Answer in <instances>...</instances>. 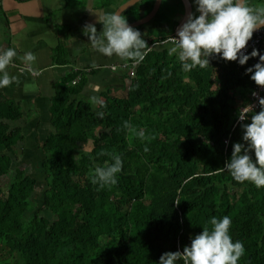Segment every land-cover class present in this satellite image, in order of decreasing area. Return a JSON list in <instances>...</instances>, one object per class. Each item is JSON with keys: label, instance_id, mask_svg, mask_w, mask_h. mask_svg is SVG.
Segmentation results:
<instances>
[{"label": "trees", "instance_id": "trees-1", "mask_svg": "<svg viewBox=\"0 0 264 264\" xmlns=\"http://www.w3.org/2000/svg\"><path fill=\"white\" fill-rule=\"evenodd\" d=\"M165 39L151 41L133 77L129 70L123 96L109 91L97 107L78 101L84 78L69 85L77 73L56 90L55 131L41 145L40 207L38 180L13 170L23 135L10 122L22 114L0 101V264H159L224 215L245 247L239 264H264V186L238 182L224 168L233 144L243 142L242 123H250L238 112L256 86L245 72L255 57L241 66L212 56L185 72ZM113 153L123 159L118 182L92 183L90 171Z\"/></svg>", "mask_w": 264, "mask_h": 264}, {"label": "crops", "instance_id": "crops-1", "mask_svg": "<svg viewBox=\"0 0 264 264\" xmlns=\"http://www.w3.org/2000/svg\"><path fill=\"white\" fill-rule=\"evenodd\" d=\"M129 2L131 0H0V45L13 47L18 52L8 68L10 74L18 77V82L0 88V101L16 103L22 114L20 120L10 122L13 128H20L23 135L17 147L18 155L27 156L26 149L43 154L42 143L55 131L51 109L56 90L68 85L70 75L78 74L76 84L84 78L82 89L73 98L94 107L103 102L105 93L110 91L123 96L128 88L130 75L127 74L129 70L134 71L135 62L100 53L84 34L85 25L95 24L100 32L103 25L97 18L117 11L126 17L129 25L140 30L147 47L155 38L177 35L185 12L181 0H140L131 6ZM250 2L253 5L264 3ZM190 4V13L198 15L193 0ZM154 8V16L141 24ZM162 23L164 27L157 31L156 26L159 28ZM161 32L163 35L158 37ZM170 47V44L166 46ZM28 51L37 57L31 67L21 59ZM28 143L32 145L29 147Z\"/></svg>", "mask_w": 264, "mask_h": 264}, {"label": "clouds", "instance_id": "clouds-1", "mask_svg": "<svg viewBox=\"0 0 264 264\" xmlns=\"http://www.w3.org/2000/svg\"><path fill=\"white\" fill-rule=\"evenodd\" d=\"M196 13H189L186 21L177 31V35L169 36L173 46L168 49L169 55H178L182 70L191 72L197 67L209 65V58L219 55L227 61H236L243 66L250 58L258 57L255 64L245 69L246 74L256 85L264 86V53L253 48L246 52V46L255 31L264 28V3L253 5L250 0H193ZM103 25L98 32L95 24L84 26V34L88 36L91 45L106 56L128 58L135 63L145 59L147 52L145 40L139 29L128 24L126 17L115 11L102 14L97 18ZM18 52L13 47L0 45V88L18 82V77L10 74L9 66ZM29 67L36 61V55L25 52L21 57ZM255 95V93H253ZM264 105V97L259 101ZM249 113H253L249 117ZM102 117L103 113H99ZM243 128L242 141L232 146L231 157L224 168L238 182L250 181L257 187L264 186V107L254 112L251 104L240 108L238 112ZM130 128V122H124ZM137 135L145 137L144 131ZM147 150V148H145ZM123 169V159L120 154H111V160L105 166H95L90 171L92 183L100 187L115 185L118 174ZM211 228L203 227L202 232L191 238V243L183 251L164 252L159 264H239L245 254L242 241H233L230 234L232 218L224 215L222 218L211 217Z\"/></svg>", "mask_w": 264, "mask_h": 264}, {"label": "rangeland", "instance_id": "rangeland-1", "mask_svg": "<svg viewBox=\"0 0 264 264\" xmlns=\"http://www.w3.org/2000/svg\"><path fill=\"white\" fill-rule=\"evenodd\" d=\"M159 20H161V19H157V21H159ZM167 24H168V22H167ZM163 27H164V23H162V25L159 28H158V26H156V29H157V31H161ZM162 33L163 32H161L158 35V37L163 35ZM127 87H128V85H127ZM28 144H29L28 145L29 147L32 145V143L31 144L28 143ZM90 146H91L90 143H88L87 145H80L77 148L78 155L83 153V152L88 151L90 149ZM26 148H28V147H26ZM25 151L28 153V155L27 156H22L21 154L18 155L19 158L15 159V165L13 167V170L14 169L15 170L23 169V170L27 171V173L34 176L38 180L37 191L35 194V202L38 205V207H40L41 201H42L41 193H42V190L44 188H46V185L44 183V178H43V171L41 169V162L43 160V154L40 153L41 151H35V150L30 151L29 149H26Z\"/></svg>", "mask_w": 264, "mask_h": 264}, {"label": "built area", "instance_id": "built-area-1", "mask_svg": "<svg viewBox=\"0 0 264 264\" xmlns=\"http://www.w3.org/2000/svg\"><path fill=\"white\" fill-rule=\"evenodd\" d=\"M172 37H174V36H172ZM168 40H169V37H167L164 42L166 43V41H168ZM168 43H170V42H168ZM156 44L157 43L152 44L149 49H151ZM253 48L259 49L262 53H264V28L254 32L252 38L249 40V42L246 46L245 51L251 52V50ZM213 57L217 58V59H223L218 54L214 55ZM257 60H258V57H255V63L257 62ZM135 64H137V63H135ZM112 68L115 69L114 66ZM130 76H132V77L134 76V71H130ZM77 80H78V78L75 79L74 81H72L71 84L75 85L77 83ZM253 93H255V95H253ZM262 97H264V86L256 85L251 91V94H250L251 99H250V102L248 103V104L252 105L253 110L258 109L261 106L259 101Z\"/></svg>", "mask_w": 264, "mask_h": 264}, {"label": "water", "instance_id": "water-1", "mask_svg": "<svg viewBox=\"0 0 264 264\" xmlns=\"http://www.w3.org/2000/svg\"><path fill=\"white\" fill-rule=\"evenodd\" d=\"M138 1H140V0H131V2H129V6L135 4ZM157 2H158V0H157ZM159 2H160V0H159ZM181 2L183 4L185 12H184V18L180 24V27L186 21L188 14L191 12L190 0H181ZM155 11H156V8H154V10L148 16H146L144 19H142L140 23L142 24V23L148 22L154 16Z\"/></svg>", "mask_w": 264, "mask_h": 264}, {"label": "bare ground", "instance_id": "bare-ground-1", "mask_svg": "<svg viewBox=\"0 0 264 264\" xmlns=\"http://www.w3.org/2000/svg\"><path fill=\"white\" fill-rule=\"evenodd\" d=\"M237 64V63H236Z\"/></svg>", "mask_w": 264, "mask_h": 264}]
</instances>
